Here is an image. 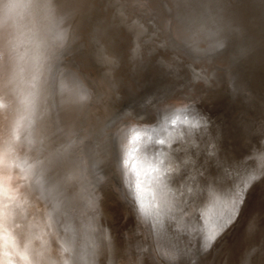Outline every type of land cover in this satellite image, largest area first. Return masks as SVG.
<instances>
[{
  "label": "bare ground",
  "instance_id": "bare-ground-1",
  "mask_svg": "<svg viewBox=\"0 0 264 264\" xmlns=\"http://www.w3.org/2000/svg\"><path fill=\"white\" fill-rule=\"evenodd\" d=\"M43 2L0 0V33L18 45L19 55L30 54L29 38H46L55 31L56 17L63 18L67 40L53 66L59 112L52 119L62 129L72 128L82 141L83 180L69 189L71 196L78 200L83 186L93 187L99 198L103 234L89 232L83 215L71 221L77 246L87 250L95 245L91 264H152L161 251L176 249L207 251L208 264H235L241 255L258 249L264 237L257 232L249 239L247 230L264 223V198L250 194L241 212H233L227 190L264 181V0H51L54 9L4 7ZM202 70L209 72L203 81L197 76ZM66 78L86 80L92 91L88 104L72 110L61 105L59 84ZM149 92L143 106L153 112L160 106L156 119L149 122L141 113L135 117L138 124H123L130 115L125 98ZM186 106L205 117L219 136L222 154L239 156L227 172L221 171L224 192L215 199L205 194L203 202L192 201L184 184L173 181L174 173L162 178V190L151 179L156 173H150L143 185L145 203L158 216H121L118 202L110 208L100 203L106 186L113 189V201L123 199L126 191V184H118L108 170L113 133L125 128L127 143L137 150L132 155L163 159L167 167L174 156L158 141L175 134L171 148H177L189 139L188 126L180 123L191 119L182 111ZM188 171L185 180L190 183L193 170ZM45 208V202H36L39 223L46 219ZM109 211L120 218L118 239L105 220ZM64 227V222L57 224L61 237ZM213 232L215 238L209 239ZM49 245L52 252L58 250V241L49 239ZM249 259L259 264L261 257L254 253Z\"/></svg>",
  "mask_w": 264,
  "mask_h": 264
},
{
  "label": "snow or ice",
  "instance_id": "snow-or-ice-1",
  "mask_svg": "<svg viewBox=\"0 0 264 264\" xmlns=\"http://www.w3.org/2000/svg\"><path fill=\"white\" fill-rule=\"evenodd\" d=\"M4 7L15 10L33 5L11 3ZM43 7L48 8L47 5ZM29 39L32 43L30 54L19 55L18 45H14L6 33H0V264H81L85 260L91 264L95 245L87 250L79 248L71 221L83 215L89 232L103 234L104 230L99 226V198L94 195L93 187L82 186L78 200L70 194L69 189L83 180L80 159L82 141L72 128L62 129L52 119L53 114L59 112L53 75L58 51L46 57L48 38L33 35ZM51 39L58 41L63 36L56 32ZM150 94H133L125 98L130 115L122 121L123 124H138L135 117L141 113L149 118V122L156 119L161 107L153 112L143 106V97ZM200 109L207 111L203 105ZM119 110L123 112V108ZM182 111L191 115V119L180 121L188 126L189 139L177 148H171L177 139L175 134L169 133L165 139L158 141L160 145L167 144L174 156L167 167H163V159L132 155L137 150L127 143L125 128L120 126L111 136L108 170L118 184H126L123 199L117 198L123 209L121 216L134 217L137 213L144 217L159 215L145 203L143 185L150 173H156L151 179L161 190L166 187L162 178L167 173H174L173 181L184 184L192 201L203 202L205 194L215 199L217 193L224 192L221 171L227 172L239 156L222 154L219 136L195 108L186 106ZM168 119L165 116L162 127L166 128ZM160 156L166 157V153L161 152ZM94 167L98 168L99 164ZM189 169L193 170L190 183L185 180ZM101 179L97 177L98 181ZM257 185L258 189L253 192ZM112 190L104 187V199L100 200L109 208L117 202L109 195ZM256 192L264 198V181L238 190L229 188L227 195L233 198V212H241L250 194L252 197ZM39 201L46 205L42 213L46 218L44 223L34 218V214H39L36 209V202ZM166 205L170 207L171 202L167 201ZM105 220L113 237L118 239L122 235L119 231L120 218L109 211ZM61 222L65 223L62 237L56 231L57 224ZM224 226L222 224L218 228ZM257 232L264 237V223L249 225L247 238H253ZM214 238L215 232L209 239ZM49 239L58 241L57 251H51ZM254 253L261 257L259 264H264V239H261L258 249L253 248L241 255L235 264H251L249 257ZM207 255V251L167 250L158 253L152 264H208Z\"/></svg>",
  "mask_w": 264,
  "mask_h": 264
},
{
  "label": "clouds",
  "instance_id": "clouds-1",
  "mask_svg": "<svg viewBox=\"0 0 264 264\" xmlns=\"http://www.w3.org/2000/svg\"><path fill=\"white\" fill-rule=\"evenodd\" d=\"M43 5H47L48 8L54 9V5L51 3V0H44L43 3L33 5V7L45 8ZM55 24L56 28L54 33H61L63 39L58 41L52 40L51 37L54 33L47 36L48 47L46 49V57H50L63 48L67 40V29L64 27L63 18L56 17ZM58 94L61 105L68 110L86 105L92 99V91L89 88L86 80L83 78L62 79L59 84Z\"/></svg>",
  "mask_w": 264,
  "mask_h": 264
},
{
  "label": "rangeland",
  "instance_id": "rangeland-1",
  "mask_svg": "<svg viewBox=\"0 0 264 264\" xmlns=\"http://www.w3.org/2000/svg\"><path fill=\"white\" fill-rule=\"evenodd\" d=\"M208 73H209L208 70H202V72H201L200 74L197 75V76H198V79H200V80L203 81V79H205L206 76L209 75Z\"/></svg>",
  "mask_w": 264,
  "mask_h": 264
},
{
  "label": "water",
  "instance_id": "water-1",
  "mask_svg": "<svg viewBox=\"0 0 264 264\" xmlns=\"http://www.w3.org/2000/svg\"><path fill=\"white\" fill-rule=\"evenodd\" d=\"M174 44H175V45H177V43H176V42H174ZM115 198H116V197H115ZM115 201H117V202H118V199L116 198V199H115ZM118 203H119V202H118ZM42 204H44V203H42ZM119 204H120V203H119ZM119 206L122 208L121 204H120Z\"/></svg>",
  "mask_w": 264,
  "mask_h": 264
}]
</instances>
